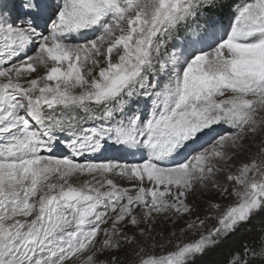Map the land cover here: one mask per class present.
<instances>
[{"label": "snow or ice", "instance_id": "1", "mask_svg": "<svg viewBox=\"0 0 264 264\" xmlns=\"http://www.w3.org/2000/svg\"><path fill=\"white\" fill-rule=\"evenodd\" d=\"M0 264H264V0H0Z\"/></svg>", "mask_w": 264, "mask_h": 264}, {"label": "rangeland", "instance_id": "2", "mask_svg": "<svg viewBox=\"0 0 264 264\" xmlns=\"http://www.w3.org/2000/svg\"><path fill=\"white\" fill-rule=\"evenodd\" d=\"M81 159H83V158H81ZM260 223H261V221L259 219L254 221V225H256V227H254V228H252L250 230H247L245 232L240 233L236 238H238V237L240 238L241 235H242V236L246 237V239H244L245 242H250V239H253L254 236L259 233V231H260V228H259Z\"/></svg>", "mask_w": 264, "mask_h": 264}, {"label": "trees", "instance_id": "3", "mask_svg": "<svg viewBox=\"0 0 264 264\" xmlns=\"http://www.w3.org/2000/svg\"><path fill=\"white\" fill-rule=\"evenodd\" d=\"M244 239H246L245 236H242L239 238H236L237 242H240V243H248V242H245ZM252 239H250L251 241ZM227 255L228 253L227 252H224L223 254H220V255H217V256H214L212 259L214 260H226L227 259Z\"/></svg>", "mask_w": 264, "mask_h": 264}]
</instances>
